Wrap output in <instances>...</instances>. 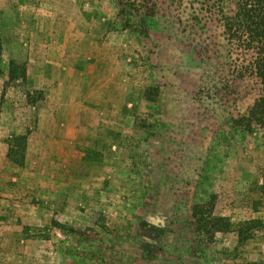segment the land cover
<instances>
[{
    "label": "rangeland",
    "instance_id": "obj_1",
    "mask_svg": "<svg viewBox=\"0 0 264 264\" xmlns=\"http://www.w3.org/2000/svg\"><path fill=\"white\" fill-rule=\"evenodd\" d=\"M230 10L0 0V264H264V131L236 125L262 85ZM212 196L234 230L207 242L192 209Z\"/></svg>",
    "mask_w": 264,
    "mask_h": 264
},
{
    "label": "trees",
    "instance_id": "obj_2",
    "mask_svg": "<svg viewBox=\"0 0 264 264\" xmlns=\"http://www.w3.org/2000/svg\"><path fill=\"white\" fill-rule=\"evenodd\" d=\"M233 1L236 11H231L233 15H224L223 27L228 41L232 42L239 40L241 45L249 49H254L256 52V59L253 62V72L260 80L262 85V96L256 101L255 105L251 108L248 116H243L236 120L237 126L248 127L252 130L255 125L261 127L264 131V0H230ZM135 9V5L131 6ZM122 14L127 16L126 27L132 28L134 19L131 10L126 7L122 9ZM154 16V15H153ZM3 54V44L1 37L0 27V61ZM9 78L11 81L18 79H25L27 77L26 69H20L12 62L10 65ZM20 73V74H19ZM149 102L155 103L150 93L146 94ZM19 152L22 153L20 158L16 159L14 150L11 148L8 153V158L11 162L19 164L24 163L26 142L23 138H17ZM211 201L206 204H195L192 209L193 218L195 219L197 233L207 242L215 240L218 234H225L234 230L232 221L223 216H217L214 213L212 196ZM57 229H60L64 234H72L74 230L67 228L59 222H54ZM238 236L240 244H244L248 239L244 236V231L239 230Z\"/></svg>",
    "mask_w": 264,
    "mask_h": 264
}]
</instances>
